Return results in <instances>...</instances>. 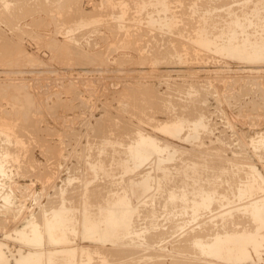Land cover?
Listing matches in <instances>:
<instances>
[{
  "label": "rangeland",
  "instance_id": "rangeland-1",
  "mask_svg": "<svg viewBox=\"0 0 264 264\" xmlns=\"http://www.w3.org/2000/svg\"><path fill=\"white\" fill-rule=\"evenodd\" d=\"M247 1L0 0V129L9 132L8 135L6 132L0 135V143L3 150L19 156L7 162V177H3L4 188L15 197L7 205L3 198L0 200V243L5 252L11 250L18 254V250H28V242L38 241V238L34 241L28 236L30 241L27 240L24 245L15 238L22 239L19 235L23 237V232L29 234L31 223L43 235V219L39 217L48 208L47 211L51 212L49 215L59 209L72 214L70 217L73 221L69 225L75 226L72 233L68 232L72 234V239L65 246L73 252L72 264H264V192L237 193L239 185L246 180L245 174L252 169L249 166L255 170L252 169V172H258V176L264 179V60H247L223 50L226 47L223 43L226 45L229 42V47L240 45L238 49L244 55L246 50L254 54L257 49L261 51L259 46L264 42V0ZM254 10L257 12L254 13ZM234 14L239 17L232 16ZM236 32L238 36L242 32L245 34L239 38L235 34L233 36ZM247 33L254 36H247ZM245 36L253 41L248 44ZM234 37L239 38L236 39L239 42L229 41ZM254 46L255 50L252 51ZM250 53L248 51L247 55H254ZM179 119L183 120L186 129L182 130L183 123H179ZM190 120H200L203 126L200 123V130L197 128L193 133L196 128L194 126L192 129L194 121L192 123ZM173 124H177L182 132L173 133ZM185 125L182 127L185 128ZM196 132L200 137L195 135ZM139 133L157 138V142L160 141L170 154L164 150V154L155 155L159 158L152 156L147 164L144 163L146 166L134 167L129 145ZM173 152L179 153L178 157ZM165 154L174 157L167 158ZM186 162L192 166H186ZM193 163L198 164V171L201 172L195 174ZM157 165L165 172H160L161 168L157 169ZM162 166L170 168L164 170ZM188 168H193V171ZM221 169L222 172L219 171ZM215 170L221 172V176ZM147 172H152L155 179ZM214 173L218 176H214ZM147 175L149 177H144ZM212 177H219L221 184ZM148 178L154 182L151 184L154 192H148L142 197L144 199L136 200V194L141 190L135 189L142 188L144 180ZM208 180H212L213 184ZM194 186H202V189ZM180 188L185 192L181 190V193ZM192 188L198 192L211 188L218 191L216 195L198 197L194 205L196 211L200 210L198 214L191 208L190 201L193 204L197 198V192ZM173 194L179 198L187 195L188 203L177 200L171 204ZM191 197L195 199L190 200ZM149 200L154 203L153 206ZM124 206L133 209L134 231L139 232L140 227L143 229L136 233V239L133 229L131 234L126 231L128 235H124L127 239L131 235L130 240L121 237L119 240L118 235L123 236L125 230L113 234L114 238L112 234L108 233V236L105 233V244L95 241L92 236L84 238L89 231L85 227H93V222H87L89 218L94 219V224H100L99 220L106 215L105 212L108 213V209L113 211ZM151 207L154 211H151ZM175 209L176 213H172V216L171 212H175ZM35 214L41 221L37 219L40 224L37 226ZM178 217L181 218L178 220ZM212 218H217V224L210 221ZM204 220L210 222L205 225ZM219 223L224 224L221 226ZM204 226L209 232L214 229L215 232L225 231V235L219 239L221 246L217 247V257L201 256L202 252L196 246L193 248L194 245H189L192 233L208 234ZM182 227L185 228L181 230ZM212 232L210 235L214 234ZM140 233L145 236L138 238ZM151 235V238L148 237ZM111 239H118L121 243H117L118 240L109 243ZM234 247L237 249L234 250ZM83 249H87L91 255L87 253L89 256L84 258L83 254L86 253ZM225 250L232 256L233 263L219 262L224 260L221 253Z\"/></svg>",
  "mask_w": 264,
  "mask_h": 264
},
{
  "label": "bare ground",
  "instance_id": "bare-ground-1",
  "mask_svg": "<svg viewBox=\"0 0 264 264\" xmlns=\"http://www.w3.org/2000/svg\"><path fill=\"white\" fill-rule=\"evenodd\" d=\"M211 1V0H210ZM217 1V0H216ZM249 1V0H248ZM247 1V2H248ZM23 2V1H22ZM240 2V1H239ZM238 2V3H239ZM251 2V1H250ZM27 3V2H26ZM236 3V2H235ZM241 3H243V2H241ZM214 4V3H213ZM246 4V3H245ZM244 4V5H245ZM249 4V3H248ZM259 4V6H260V3H258ZM195 5V4H194ZM234 5V4H233ZM262 5H264L263 3H262ZM207 6V5H206ZM218 6V5H217ZM216 6V7H217ZM221 6V5H220ZM219 6V7H220ZM246 6V5H245ZM224 7H226V5L224 6ZM231 7H232V5H231ZM261 7H263V6H261ZM257 8V7H256ZM256 8H253V9H256ZM264 8V7H263ZM263 8H262V10H263ZM241 9V8H240ZM222 10H223V8H222ZM230 10V9H229ZM229 10H227V12L229 13ZM243 10H244V8H243ZM243 10H240L241 12L243 11ZM257 10H259L260 11V9L258 8ZM257 10L254 12V11H252V12H254V13H256L257 12ZM248 11V10H247ZM234 11H232V13H233ZM251 12V11H250ZM262 12V11H261ZM264 12V11H263ZM262 12V13H263ZM6 13V12H5ZM11 13V12H10ZM237 13H239L238 11H237ZM243 13V12H242ZM254 13H252V14H254ZM258 13H260V12H258ZM257 13V14H258ZM230 14H231V12H230ZM168 15V14H167ZM211 15H213V14H211ZM229 15V14H228ZM237 15V14H236ZM235 14L234 15H232V16H236ZM239 15V14H238ZM241 15V14H240ZM248 15H250V17H251V14H249L248 13ZM248 15L246 16V17H248ZM220 16V15H219ZM231 16V17H232ZM158 17V16H157ZM217 17V16H216ZM229 17H230V15H229ZM236 17H239V16H236ZM253 17V16H252ZM255 17H257V15L255 16ZM255 17H253L254 19H255ZM259 17V16H258ZM235 18V17H234ZM249 18V17H248ZM247 18V19H248ZM226 19H227V17H226ZM236 19V18H235ZM234 19V20H235ZM240 19V18H239ZM242 19H244L243 18V16H242ZM264 19V18H263ZM223 20V19H222ZM229 20H231V19H229ZM248 20H250V18L248 19ZM253 20V19H252ZM260 20V19H259ZM258 20V21H259ZM212 21V20H211ZM216 21V20H215ZM237 21V20H236ZM244 21H246V19L244 20ZM262 21V19L260 20V22ZM232 22V21H231ZM230 22V23H231ZM233 22H235V21H233ZM240 21L238 20V27H239V23ZM243 22V21H242ZM228 23V22H227ZM245 23V22H244ZM259 23V22H258ZM233 24V23H232ZM232 24H229L230 26L232 25ZM235 24V23H234ZM241 24H243V23H241ZM246 24V23H245ZM248 24H249V28L251 27L250 26V23L248 22ZM252 24H254L253 22H252ZM257 25V24H256ZM259 25H262V23L260 24L259 23ZM264 25V24H263ZM235 26V25H234ZM234 26H233V29H234ZM246 26V25H245ZM245 26H242V27H245ZM248 26V25H247ZM253 26V25H252ZM255 26V25H254ZM253 26V27H254ZM217 27V26H216ZM235 27H237V26H235ZM241 27V28H242ZM207 28V27H206ZM259 28H261V27H259ZM203 29H205V28H203ZM213 29H215V28H213ZM231 29V28H230ZM237 29V28H236ZM240 29V28H239ZM246 29H248V27L246 28ZM258 30V29H257ZM263 30V29H262ZM262 30H260L261 31V33L263 32ZM229 31V30H228ZM236 31V30H235ZM237 31H238V29H237ZM240 31H242V30H240ZM248 31V30H247ZM246 31V32H247ZM249 32V31H248ZM256 32V31H255ZM243 33V32H242ZM242 33H240L239 34V36L240 35H242V37L244 36V34H245V32L242 34ZM252 33V32H251ZM259 33V32H258ZM258 33H257V36H258ZM234 34H235V36L238 34V32H236V33H233V36H234ZM230 37H232V34L230 33ZM254 36L253 34H251L250 35V33L248 34L247 33V36ZM262 35V34H261ZM260 35V36H261ZM263 35H264V33H263ZM229 36V35H228ZM238 35H237V37H239ZM251 36V37H252ZM229 37V38H230ZM246 37V36H245ZM251 37H249V38H247L246 40H248V39H250ZM259 37V36H258ZM262 37V36H261ZM233 38V37H232ZM235 38V37H234ZM240 38V37H239ZM239 38H235V39H231V40H229L230 42L231 41H235L236 39H239ZM254 38V37H253ZM252 38V39H253ZM255 39V38H254ZM257 39L258 38H256V41H257ZM260 39V38H259ZM262 39V38H261ZM264 39V38H263ZM241 40H242V38H241ZM244 40V42H245V39H243ZM239 42V40H236V42ZM249 41L250 40H248V44H249ZM251 41H253V40H251ZM250 41V42H251ZM256 41H254L255 42V44H256ZM261 41H263V40H261ZM204 42V41H203ZM203 42L201 41V43L203 44ZM225 42H227L226 40H225ZM247 42V41H246ZM254 42H252V45H253V43ZM229 43V42H228ZM228 43H226V45L223 43V45L224 46H226L223 50H227V51H231L232 52V54H234L236 57H240V58H243V59H247V60H252V59H256V60H264V42H263V45H261V46H259L260 47V49H261V51L263 52V53H261V51L259 50L258 51V49H257V51H255L256 53L254 54V52L252 53L251 52V50H248L249 51V53L251 52L252 54H254V55H247V50L245 51L246 52V54L244 55V53L243 52H241L238 48L240 47V45H239V47H237L236 46V48H233V47H229L230 46V43L228 44ZM234 42H232V44H233ZM204 44H206L207 45V43H205L204 42ZM229 46H228V45ZM231 44V45H232ZM242 45H243V41H242V43H241ZM246 45H247V43H245ZM244 44V45H245ZM254 44V45H255ZM257 44H259V43H257ZM221 45V44H220ZM241 45V46H242ZM245 45V46H246ZM252 45H250V46H252ZM233 46V45H232ZM245 46H243L244 48H246ZM248 47H249V45H248ZM241 48V47H240ZM250 48V47H249ZM249 48H246V49H249ZM257 48H258V46H257ZM241 50H243V48L241 49ZM253 50H255V46H254V49H252V51ZM244 51V50H243ZM225 53H226V51H225ZM250 53V54H251ZM231 54V55H232ZM255 60V61H256ZM200 116H202V115H200ZM175 117H177V116H175ZM172 118H173V116H172ZM182 118H184V116L182 117ZM190 118V117H189ZM194 117H192L191 119H193ZM178 119V118H177ZM197 119H200V117L198 118L197 117ZM179 120H181V119H179ZM3 121V120H2ZM176 121V120H175ZM183 120H181V121H179V123L180 122H182ZM186 121V120H185ZM190 121H192V123H193V121L194 120H190ZM190 121H189V124H190ZM201 121H202V119H201ZM200 120H198V121H194V125L192 126V125H190L189 127H191L192 126V129H193V127L195 126V130H194V132L193 133H195V131H197V128H198V130H200L199 129V127L202 125V122H201ZM188 122V121H187ZM175 123V122H174ZM176 123H177V121H176ZM183 124L181 125V128H182V130L183 129H186V125L184 124V122H182ZM200 123H201V125H200ZM4 124V123H3ZM174 125V129H173V133H175V134H179V130L181 129H179V127L178 126H176L175 124H173ZM183 125H185L184 127L185 128H183L182 126ZM188 126V125H187ZM203 126V125H202ZM2 127V126H1ZM6 127V126H5ZM9 127V126H8ZM14 127V126H13ZM206 127V126H205ZM11 128V127H10ZM204 128V127H203ZM2 129V128H1ZM0 129V135H3V133H5L6 131H4V130H1ZM5 129V128H4ZM191 129V128H190ZM16 130V129H15ZM12 131V130H11ZM181 131V130H180ZM182 132V131H181ZM9 133V132H8ZM8 133L6 132V135H8ZM10 134H13V133H10ZM15 134V133H14ZM130 135V134H129ZM133 135V134H132ZM196 136H199L200 134L199 133H197L196 132V134H195ZM194 135V136H195ZM102 136V135H101ZM195 136V137H196ZM10 137V136H9ZM8 137V138H9ZM12 137V136H11ZM10 137V138H11ZM15 137V136H14ZM20 137V136H19ZM126 137V136H125ZM151 137H153V136H151ZM151 137H149L148 135L146 136V135H144V134H142V133H139L138 134V137L137 138H134V139H136V140H133V142H132V144H130L129 145V150H130V154L129 155H131V158L135 161V164H134V167L135 166H140L141 167V165H143L144 163H148V160H150V158H152V156L153 157H156L155 155H158V154H160L161 155V153H163V151L164 150H166L167 148H163V146H161L162 144H160V141L159 142H157V138H155V139H153V138H151ZM200 137V136H199ZM199 137H197V138H199ZM5 138H7V137H5ZM9 138V139H10ZM105 138H107V137H105ZM113 138V137H112ZM131 138V137H130ZM23 139V138H22ZM99 140H101V139H99ZM262 140H263V138H262ZM7 141H8V139H7ZM20 141H21V139H20ZM104 141H106V140H104ZM120 141V140H119ZM118 141V142H119ZM130 141H132L131 139H130ZM260 141V140H259ZM258 141V142H259ZM3 142V141H2ZM5 142H6V140H5ZM18 142V141H17ZM100 142V141H99ZM108 142H110V141H108ZM8 143V142H7ZM106 143V142H105ZM122 143V142H121ZM263 143V142H262ZM4 145L6 144V143H3ZM22 144V143H21ZM7 145V144H6ZM8 145H9V143H8ZM99 145V144H98ZM116 146H118L117 145V143L115 144ZM121 144H119V146H120ZM123 145V144H122ZM126 145V144H125ZM164 145V144H163ZM167 145V144H166ZM165 145V146H166ZM264 145V144H263ZM3 146V145H2ZM1 146V143H0V200H1V198H3L4 200H5V204L7 205V204H9L11 201H12V198H13V196H11V194H10V192L8 191V190H6V188H4L5 186H4V184H3V177H5V175H6V171H7V168H6V165H8L7 164V162L10 160V159H12L13 160V158L14 159H17L16 158V156H18V155H16L15 156V154H17V153H15V154H13V153H11V152H9V151H7L6 149H4L3 150V147ZM20 146V145H19ZM18 146V147H19ZM22 146V145H21ZM106 146V145H105ZM262 146V145H261ZM8 147V146H7ZM16 147H17V145H16ZM15 147V148H16ZM124 147V146H123ZM167 147H169V146H167ZM10 148V147H9ZM102 148V147H101ZM115 148V147H114ZM119 148V147H118ZM117 148V149H118ZM127 148V147H126ZM171 148H173L172 146H171ZM175 148V147H174ZM19 149V148H18ZM179 149V148H178ZM264 149V148H263ZM15 150V149H14ZM21 150V149H20ZM122 150V149H121ZM124 150V149H123ZM175 149H172V151H174ZM12 151V150H11ZM104 151V150H103ZM120 151V150H119ZM167 151V150H166ZM169 151H170V148H169ZM177 151V149L175 150V152ZM180 151V150H179ZM191 151V150H190ZM14 152V151H13ZM101 152V151H100ZM118 152V151H117ZM165 152V151H164ZM178 152V151H177ZM181 152V151H180ZM102 153H104V152H102ZM123 153V152H122ZM167 153L168 154H170V152H168L167 151ZM212 153V152H211ZM20 154V153H19ZM113 154V153H112ZM111 154V155H112ZM119 154H121V153H119ZM124 154V153H123ZM164 154V153H163ZM162 154V155H163ZM168 154H165L166 155V157L168 156H172V155H168ZM173 154L174 155H176L177 156V154L179 155V153H177V154H175L174 152H173ZM181 154L182 153H180V156H181ZM264 154V153H263ZM125 155V154H124ZM165 155H164V158H165V161H166V157H165ZM174 155L172 156V157H174ZM210 155V154H209ZM87 156V155H86ZM108 156H110V155H108ZM115 156V155H114ZM117 156V155H116ZM119 157H120V155H118ZM183 156V155H182ZM202 156H204V155H202ZM19 157V156H18ZM128 157V156H127ZM167 157V158H168ZM178 157V156H177ZM102 158V157H101ZM107 158V157H106ZM122 158V157H121ZM156 158H159V157H156ZM161 158V157H160ZM176 158V157H175ZM175 158H174V160H175ZM206 158H207V156H206ZM92 159V158H91ZM208 159V158H207ZM211 159V158H210ZM125 160V159H124ZM161 160V163H162V158L160 159ZM170 162H171V157H170ZM177 160H178V158H177ZM206 160V159H205ZM130 161V160H129ZM165 161H163V162H165ZM167 161H168V159H167ZM187 161V160H186ZM220 161V160H219ZM12 162V161H11ZM113 162V161H112ZM123 162V161H122ZM199 162H204V161H199ZM10 163V162H9ZM100 163V162H99ZM120 163V162H119ZM146 163V164H147ZM156 163V162H155ZM159 163V162H158ZM167 164L169 163V161L168 162H166ZM175 163V162H174ZM179 163V162H178ZM189 165V163H187L186 162V166H188ZM192 164V163H191ZM200 164V163H199ZM207 164V163H206ZM211 164H213V163H211ZM12 165V164H11ZM117 165V164H116ZM122 165V164H121ZM193 165H194V169H195V174L196 173H199V172H201V171H198V168L197 167H199L198 166V164L197 163H193ZM111 166V165H110ZM144 166H146L145 164H144ZM158 166L159 165H157V169H159V168H161V167H159L158 168ZM161 166V165H160ZM163 166H165V165H163ZM162 166V167H163ZM190 166H192V165H189V167ZM203 166V165H202ZM209 166V165H208ZM211 166V165H210ZM220 166H222V165H220ZM241 166V165H240ZM148 167V166H147ZM150 167V166H149ZM169 168H170V166H168ZM168 167H163V169L164 170H167V168ZM177 167V166H176ZM215 167V166H214ZM224 167V166H223ZM232 167V166H231ZM234 167V166H233ZM243 167V166H242ZM242 167H241V169H242ZM245 167V166H244ZM250 168H252L253 169V167H251V166H249ZM113 168V167H112ZM145 168V167H144ZM152 168V167H151ZM153 168H154V166H153ZM153 168L151 169V170H153ZM181 168H182V166H181ZM193 168H191L190 170H192ZM216 168H218V167H216ZM225 168V167H224ZM223 168V169H224ZM238 168V167H237ZM250 168H249V170H250ZM212 169V168H211ZM231 169V168H230ZM245 169V168H244ZM252 169L249 171V173H247V174H245V175H247V177H246V180L244 181V180H242V181H244L243 182V184H240L239 185V187H238V191H237V193H255V192H264V179H262V178H260L259 176H258V172H252ZM115 170H117V169H115ZM148 170V169H147ZM150 170V171H151ZM161 171L160 172H162L163 170H162V168L160 169ZM184 170H186V168L184 169ZM188 170H189V168H188ZM189 170V171H190ZM202 170H204V169H202ZM214 170V169H213ZM218 170V169H217ZM240 170V169H239ZM254 170V169H253ZM123 171V170H122ZM141 171V170H140ZM174 171V170H173ZM182 171H183V168H182ZM193 171V170H192ZM191 171V172H192ZM206 171H208V170H206ZM219 171H223L222 169L221 170H219ZM227 171V170H226ZM248 171V170H247ZM255 171V170H254ZM110 172V171H109ZM148 172H149V170H148ZM147 172V174H149ZM153 172V171H152ZM151 172V173H152ZM158 172V171H157ZM163 172H165V171H163ZM167 172V171H166ZM204 172V171H203ZM210 172V171H209ZM214 172V171H213ZM213 172H211V173H213ZM215 172H217L216 170H215ZM220 172V173H221ZM234 172V171H233ZM241 172V171H240ZM150 173V174H151ZM155 173V172H154ZM170 173V172H169ZM175 173V172H174ZM186 173H190V172H187L186 171ZM193 173V172H192ZM217 173H219V172H217ZM217 173L215 174L214 173V176L215 175H217ZM220 173H219V175H220ZM224 173V172H223ZM222 173V174H223ZM237 173V172H236ZM122 174V173H121ZM120 174V175H121ZM146 174V173H145ZM149 174V176H152V174L150 175ZM161 174V173H160ZM165 174V173H164ZM176 174V173H175ZM179 174V173H178ZM185 174V173H184ZM194 174V173H193ZM192 174V175H193ZM206 174V173H205ZM209 174V173H208ZM225 174V173H224ZM223 174V175H224ZM235 174V173H234ZM237 174H239V173H237ZM169 175V174H168ZM167 175V176H168ZM228 175V174H227ZM230 175V174H229ZM245 175H244V177H245ZM148 175L147 176H144V177H149ZM166 176V177H167ZM185 176H186V174H185ZM188 176V178L190 177L189 175H187ZM186 176V177H187ZM198 176V175H197ZM211 176H212V174H211ZM218 176V175H217ZM221 176V175H220ZM231 176H233V174H231ZM243 176V175H242ZM7 177V176H6ZM5 177V178H6ZM115 178L117 177L116 175L114 176ZM129 177V176H128ZM135 177V176H134ZM163 177H165V176H163ZM173 177V176H172ZM181 177V176H180ZM192 177V176H191ZM193 177L195 178V176L193 175ZM204 177V176H203ZM206 177V176H205ZM223 177V176H222ZM9 178V177H8ZM69 178V177H68ZM85 178V177H84ZM151 178V177H150ZM150 178H148L149 180H151ZM152 178H154L153 176H152ZM157 178V177H156ZM162 178V177H161ZM178 178V177H177ZM184 178V177H183ZM194 178H192V180L194 179ZM197 178V177H196ZM200 178H201V176H200ZM212 178H214V177H212ZM224 178V177H223ZM131 179V178H130ZM148 179H143L144 180V182H143V184H142V188H137V187H139V186H137V187H135V188H137V189H135L136 191H140L141 190V192L140 193H138V194H136L137 195V197H135L136 198V200H139V199H141L142 197H144L145 195H146V193H148V192H154L153 190H152V187H151V184H152V180H151V183H149V180ZM155 179V178H154ZM170 179V178H169ZM207 179V178H206ZM211 179V178H210ZM215 180H219L220 178L218 177H215L214 178ZM225 179V178H224ZM229 179V178H228ZM241 179V178H240ZM244 179V178H243ZM113 180H114V178H113ZM164 180H166V179H164ZM173 180V179H172ZM185 180V179H184ZM190 180V179H189ZM197 180H198V178H197ZM201 180V179H200ZM213 180V179H212ZM211 180V181H212ZM218 180L216 181V182H218ZM222 180V179H221ZM108 181V180H107ZM159 181V180H158ZM168 181V180H167ZM170 181H171V179H170ZM188 181V180H187ZM194 181H196V180H194ZM209 182H211L210 180H208ZM223 181V180H222ZM227 181V180H226ZM113 182H115V181H113ZM127 182V181H126ZM175 182V181H174ZM184 182V181H183ZM191 182V181H190ZM198 182H199V180H198ZM203 182V181H202ZM229 182V181H228ZM233 182V181H232ZM238 182V181H237ZM240 182V181H239ZM112 183V182H111ZM154 183V182H153ZM157 183V182H156ZM159 183V182H158ZM172 183V182H171ZM180 183V182H179ZM184 183H186L187 184V182H184ZM196 183H197V181H196ZM200 183V182H199ZM212 184H213V181L211 182ZM218 183H220V180H219V182ZM103 184V183H102ZM101 184V185H102ZM132 184V183H131ZM147 184V185H146ZM161 184V183H160ZM186 184H184L185 185V187H186ZM193 184V183H192ZM202 184V183H201ZM205 184V183H204ZM207 184V183H206ZM214 184H217V183H215L214 182ZM221 184V183H220ZM125 185V184H124ZM158 185V184H157ZM173 185V184H172ZM174 185H175V183H174ZM187 185H190V184H187ZM196 185H198V184H196ZM210 185V184H209ZM228 185V184H227ZM236 185V184H235ZM127 186V185H126ZM159 186V185H158ZM166 186V185H165ZM202 186H203V184H202ZM202 186H200V188L199 187H195L196 189H198L199 188V190L200 189H202L201 187ZM216 186V185H215ZM220 186V185H219ZM224 186V185H223ZM85 187V186H84ZM107 187V186H106ZM125 187V186H124ZM174 187V186H173ZM179 187V186H178ZM180 187H183V186H180ZM184 187V188H185ZM188 187V186H187ZM186 187V188H187ZM190 187V186H189ZM212 187V186H211ZM218 187V186H217ZM221 187V186H220ZM86 188V187H85ZM89 188V187H88ZM162 188V187H161ZM232 188V187H231ZM73 189V188H72ZM92 189V188H91ZM98 189H100V187L98 188ZM104 189V188H103ZM156 189H157V187H156ZM159 189V188H158ZM189 189V188H188ZM193 189V188H192ZM191 189V190H192ZM196 189H193V190H195L196 191ZM204 189H205V187H204ZM233 189H234V187H233ZM102 190V189H101ZM121 190V189H120ZM125 190V189H124ZM131 190H133V189H131ZM162 190V189H161ZM181 190H183V189H181L180 188V192H181ZM186 190V189H185ZM190 190V189H189ZM208 190V191H207ZM218 190H219V188H218ZM225 190V189H224ZM226 190H227V187H226ZM76 191V190H75ZM104 191H105V189H104ZM112 191V190H111ZM164 191V190H163ZM167 191H168V189H167ZM174 191H175V189H174ZM184 191V190H183ZM194 191V192H195ZM221 191H222V188H221ZM234 191V190H233ZM9 192V193H8ZM100 192V191H99ZM166 192V191H165ZM164 192V193H165ZM173 192V191H172ZM177 192V191H176ZM185 192V191H184ZM187 192V191H186ZM192 192V191H191ZM193 192V193H194ZM197 192V198L195 199L194 197H191L190 198V200L192 199V198H194L195 200H193V204H192V201H190L191 202V205H189V206H191V208H192V211H194L195 213H197L198 214V212H200V210L199 211H196L197 209L195 208L194 209V205H195V201H198V197H200V196H205V195H207V196H209L210 194L211 195H216L217 193H218V191L216 190V188H211V189H206V190H201V192L199 193L198 191H196ZM223 192H225V191H223ZM236 192V191H235ZM72 193V192H71ZM78 193V192H77ZM94 193H96V192H94ZM107 193H108V191H107ZM182 193V192H181ZM13 194V193H12ZM91 194V193H90ZM160 194V193H159ZM166 194V193H165ZM171 194V193H170ZM175 194V193H174ZM172 195L171 196V198H172V201H170L171 202V204L175 201H180L181 202V200H182V202H185V203H188V199H187V195H184V196H182V198H179V196H176V195ZM178 194V193H177ZM185 194H187V193H185ZM14 195V194H13ZM74 195V194H73ZM99 195V194H98ZM102 195H103V193H102ZM157 195V194H156ZM181 195V194H180ZM194 195V194H193ZM241 195V194H240ZM57 196V195H56ZM92 196V195H91ZM153 196V195H152ZM164 196V195H163ZM228 196V195H227ZM264 196V195H263ZM262 195L260 196V197H263ZM102 197V196H101ZM157 197V196H156ZM181 197V196H180ZM195 197H196V193H195ZM230 197V196H229ZM15 198V197H14ZM13 198V199H14ZM147 198V197H146ZM157 198H159V196L157 197ZM169 199H171L170 197H168ZM189 198V197H188ZM220 198V197H219ZM142 199H144V198H142ZM153 199V198H152ZM156 199V198H155ZM154 199V200H155ZM163 199H164V197H163ZM257 199V198H256ZM3 200V201H4ZM94 200V199H93ZM145 200H147V199H145ZM167 200V199H166ZM165 200V201H166ZM200 200V199H199ZM251 200H253V199H251ZM95 201V200H94ZM127 201V200H126ZM150 201V200H149ZM159 201V200H158ZM238 201V200H237ZM243 201V200H242ZM249 201V200H248ZM247 201V202H248ZM6 202H8V203H6ZM53 202H55V201H53ZM89 202V201H88ZM122 202V201H121ZM146 202V201H145ZM160 202V201H159ZM168 201H166V203H167ZM175 202H174V204H175ZM181 202V203H182ZM83 203V202H82ZM91 203V202H90ZM89 203V204H90ZM93 203V202H92ZM103 203V202H102ZM110 203V202H109ZM150 203H152L151 201H150ZM244 203V202H243ZM257 203V202H256ZM260 203V202H259ZM149 204V203H148ZM153 204L154 203H152V206H153ZM167 204H169V206L171 205L170 203H167ZM248 204V203H247ZM56 205V204H55ZM145 205V204H144ZM150 205V204H149ZM166 205V204H165ZM177 205V204H176ZM185 205V204H184ZM183 205V206H184ZM51 206V205H50ZM49 206V207H50ZM116 206H117V204H116ZM121 206V205H120ZM147 206V205H146ZM173 206V205H172ZM178 206V205H177ZM186 206H188V204L186 205ZM237 206V205H236ZM47 207V206H46ZM89 207H90V205H89ZM94 207V206H93ZM147 207H149V206H147ZM159 207V206H158ZM165 207V206H164ZM163 207V208H164ZM168 207V206H167ZM169 208V207H168ZM187 208V207H186ZM190 208V207H189ZM190 208V209H191ZM249 208V207H248ZM48 209V208H47ZM47 209H46V211H47ZM157 209V208H156ZM165 209H166V207H165ZM165 209H164V211H165ZM264 209V208H263ZM133 210V209H132ZM132 210L131 209H129V207L128 206H124V207H122L121 209H118V210H113V211H111L110 209H108L107 211H108V213H106L105 212V214L106 215H109V216H107V218L105 217L106 215H104L103 217H101V219L99 220L100 221V224L98 223V224H94V219L93 218H87V216H86V218L88 219V223H90V224H92V222H93V227L91 226V225H89V226H87V227H85V229H87V230H89L88 232H87V234L88 235H86V233H85V235L86 236H84V238H86V239H88V238H90V236H92V238H94V239H96L95 241H99V242H101V243H103V244H105V242L107 241L106 240V237L104 236V234L106 233L108 236H109V234H112V236L111 237H113L114 235L113 234H117L120 230H125L124 232H125V234H122L123 236L124 235H128L127 234V232H129V234H131V230L135 227V225H134V214L132 215L131 214V212H132ZM42 211V210H41ZM43 212V214H42V216L41 217H39V218H41V220H42V222H43V225L41 224V226H43V231H44V229H45V231H44V234L42 235L43 237H42V239H41V235H40V232H38V227H33V223H31V229L32 230H30V228L29 229H27V230H30V233L29 234H26V233H28V232H23L24 234V236L22 237L21 236V234L19 235L22 239H17V237L15 238L17 241L19 240L22 244H26L27 243V240H29V238H28V236H30V237H32V239L34 240V239H36V238H38L37 240L38 241H35V242H31L30 240V242H31V244H29L30 242H28V244H27V246H28V250H18L17 252H18V254H15L13 251H11V250H9L8 251V253L7 252H5L4 251V249H3V245L0 243V264H72V260H71V255H72V250L71 249H69V247H65L66 246V244H67V242L69 243V240L70 239H72L71 237H70V235H72V234H68V232L69 233H72L73 232V227L75 226V225H73V227L71 226V225H69L70 223H72L71 221H73L72 219V217H70V215H72V214H70V212H64V211H62V209L60 210L59 209V211H56V208H55V211L56 212H54V211H52V213L54 212V214H51V215H49L50 213L47 211V212ZM49 211H51L50 209H49ZM65 211H66V209H65ZM140 211V210H139ZM145 211H147V209H145ZM151 211H154V209L151 207ZM150 211V212H151ZM173 211H174V209H173ZM184 211H185V209H184ZM228 211V210H227ZM241 211H242V209H241ZM86 212V211H85ZM88 212V211H87ZM86 212V213H87ZM104 212V211H103ZM102 212V213H103ZM141 212H143L142 211V208H141ZM162 212V211H161ZM166 212H167V209H166ZM171 212V211H170ZM180 212V211H179ZM182 212V211H181ZM188 212V211H187ZM224 212V211H223ZM243 212V211H242ZM49 213V214H48ZM89 213V212H88ZM93 213V212H92ZM145 213V212H144ZM149 213V212H148ZM152 213V212H151ZM150 213V214H151ZM158 214H160L159 212H157ZM172 213H176V209H175V212H171V215H172ZM222 213V212H221ZM38 214V213H37ZM40 214V213H39ZM40 214V215H41ZM84 214V213H83ZM100 214V213H99ZM104 214V213H103ZM141 214V213H140ZM139 214V215H140ZM154 214V213H153ZM178 214V213H177ZM180 214H182V213H180ZM185 214H186V212H185ZM191 214V213H190ZM219 214V213H218ZM234 214V213H233ZM34 215V214H33ZM32 215V216H33ZM142 215V214H141ZM140 215V216H141ZM155 215H156V213H155ZM163 215V214H162ZM196 215V214H195ZM31 216V217H32ZM170 216V215H169ZM173 216V215H172ZM180 216V215H179ZM192 216H194V215H192ZM35 217H36V214H35ZM34 217V218H35ZM77 217H79V216H77ZM82 217V216H81ZM138 218H139V216H137ZM137 217H135V218H137ZM145 218L144 219H146V216H144ZM150 217H153V215H150ZM155 217V216H154ZM159 217V216H158ZM166 217V216H165ZM191 217V216H190ZM199 217V216H198ZM39 218L38 217H36V220H34L35 221V224H36V226L37 225H40L39 223H38V221H37V219L39 220ZM137 218V219H138ZM142 218H143V216H142ZM149 218V217H148ZM162 218V217H161ZM179 218H181V217H178V220H179ZM186 218V217H185ZM184 218V219H185ZM195 218V217H194ZM200 218V217H199ZM238 218V217H237ZM32 219V221H33V218H31ZM77 219V218H76ZM76 219H75V221H76ZM140 219V218H139ZM159 219V218H158ZM163 219V218H162ZM165 219V218H164ZM163 219V220H164ZM169 219V218H168ZM187 219H189V218H187ZM195 219H197V215H196V218ZM194 219V220H195ZM201 219V218H200ZM209 219V218H208ZM242 219V218H241ZM141 220V219H140ZM139 220V221H140ZM143 220V219H142ZM141 220V221H142ZM153 220V219H152ZM156 220V219H155ZM161 220V219H160ZM193 220V222H195ZM215 220H217V218H212L210 221H215ZM222 220V219H221ZM229 220V219H228ZM243 220V219H242ZM33 221V222H34ZM40 221V220H39ZM79 221V220H78ZM146 221V220H145ZM149 221V220H148ZM174 221V220H173ZM181 221V220H180ZM188 221V220H187ZM209 221V220H208ZM209 221V222H210ZM238 221V220H237ZM249 221V220H248ZM80 222H81V219H80ZM83 222V221H82ZM96 222V221H95ZM151 222V221H150ZM150 222H148V223H150ZM154 222V221H153ZM158 222V221H157ZM161 222H163V221H161ZM160 222V223H161ZM176 222H178V221H176ZM204 223L203 224H208V223H206L205 222V220L203 221ZM217 222H218V220H217ZM222 222V221H221ZM236 222V221H235ZM251 222V221H250ZM40 223H41V221H40ZM101 223H104L103 225H101ZM147 223V224H148ZM164 223V222H163ZM183 223V222H182ZM181 223V224H182ZM191 222H189V224H190ZM201 223V222H200ZM215 224H217L216 223V221L214 222ZM214 223H212V224H214ZM238 223V222H237ZM29 224V223H28ZM34 224V225H35ZM81 224V223H80ZM154 224H157L156 222L154 223ZM168 224V223H167ZM167 224H166V226H167ZM186 224V223H185ZM196 224V223H195ZM203 224H202V226H203ZM211 224V225H212ZM220 224V223H219ZM218 224V225H219ZM224 224V223H223ZM222 224V225H223ZM259 224V223H258ZM139 225V224H138ZM173 225V224H172ZM178 225V224H177ZM187 225H188V223H187ZM218 225H214V226H218ZM221 225V224H220ZM219 225V226H220ZM221 225V226H222ZM227 225V224H226ZM226 225H224V226H226ZM241 225V224H240ZM28 226V225H27ZM41 226H39V229H40V227ZM71 226V227H70ZM146 226V225H145ZM152 226V225H151ZM154 226V225H153ZM152 226V227H153ZM165 226V225H164ZM165 226V227H166ZM190 226V225H189ZM220 226V227H221ZM232 226V225H231ZM78 227V226H77ZM136 227H137V225H136ZM139 227H140V225H139ZM144 227V226H143ZM149 227V226H148ZM152 227H149V228H151L152 229ZM155 227L157 228L158 226L157 225H155ZM160 227V226H159ZM159 227H158V229H159ZM194 227V226H193ZM196 227V226H195ZM205 227V226H204ZM207 227V226H206ZM205 227V229L202 227V229H204V231H206L207 230V228ZM209 227H211V226H209ZM213 227V226H212ZM211 227V228H212ZM220 227H216V228H220ZM144 228H146V227H144ZM154 228V227H153ZM155 228V229H156ZM161 228V227H160ZM169 228V227H168ZM183 228H185V227H182L181 228V230L183 229ZM200 228V227H199ZM210 228V229H211ZM221 228H223V227H221ZM225 228V227H224ZM231 228V227H230ZM174 229V228H173ZM189 229V228H188ZM188 229H186V230H188ZM192 229V228H191ZM195 229V228H194ZM201 229V230H202ZM213 229H214V227H213ZM86 230V231H87ZM96 230V231H95ZM135 229H133L132 230V233H133V231H134ZM138 229H136V231H137ZM140 231L141 230H143V229H141V227H140V229H139ZM138 230V231H139ZM146 230H148V228L146 229ZM154 230V229H153ZM162 230H164V229H162ZM172 230V229H171ZM170 230V231H171ZM215 230V229H214ZM214 230H211L210 232H212V231H214ZM219 230V229H218ZM221 230V229H220ZM223 230V229H222ZM127 231V232H126ZM139 231V232H140ZM176 231V230H175ZM184 231V230H183ZM189 231V230H188ZM187 231V232H188ZM253 231V230H252ZM33 232V233H32ZM123 232V231H122ZM121 232V233H122ZM135 232V231H134ZM139 232H135V239H136V233H139ZM144 232V231H143ZM147 231H145V233H146ZM165 231H163V233H164ZM177 232V231H176ZM187 232H186V234H187ZM190 232V231H189ZM202 232V231H201ZM207 232H208V234L207 235H204V236H202L204 233L202 232V233H200V234H196V233H192L191 235L193 236L192 238H190L191 239V243L189 244L190 246L192 245H194L193 246V248L196 246L197 247V249H199L200 250V252H202L201 253V256L203 255V256H205V257H207V258H210V257H217V247H220L221 245V242H219L220 240V238H221V236H223V235H225V231H223V232H221V231H214V232H212V233H214L213 235L211 234L210 235V232L207 230ZM236 232V231H235ZM254 232V231H253ZM95 233H97V234H95ZM109 233V234H108ZM154 233V232H153ZM157 233V232H156ZM230 233H231V231H230ZM233 233V232H232ZM115 234V235H116ZM120 234V233H119ZM141 234V236H139L138 238H140V237H142L143 235H144V233H143V235H142V233H140ZM140 234H138V235H140ZM148 234V233H147ZM150 234H151V232H150ZM149 234V235H150ZM173 234V233H172ZM176 234V233H175ZM193 234H195V236L193 235ZM202 234V235H201ZM206 234V233H205ZM121 235V234H120ZM161 236H162V232H161V234H160ZM178 235V234H177ZM176 235V236H177ZM182 236L183 235H185V234H181ZM191 235H189L188 237H190ZM238 235V234H237ZM119 236L118 235V238H125V239H127L126 238V236ZM133 236V235H132ZM145 236V235H144ZM153 236H155L154 234H153ZM157 236V235H156ZM171 237H172V235H170ZM169 236V237H170ZM9 237H11V236H8V238ZM70 237V238H69ZM111 237H109V238H111ZM127 237H131V235L130 236H127ZM134 237V236H133ZM133 237L131 238V239H133ZM148 237H152V235L151 236H148ZM158 237V236H157ZM165 237H166V235H165ZM170 237V238H171ZM188 237H186L187 239H189ZM114 238V237H113ZM121 238L119 239V240H121ZM128 238V239H129ZM149 238V239H150ZM155 238V237H154ZM154 238H153V240H154ZM166 238H168V235H167V237ZM169 238V239H170ZM258 238V237H257ZM127 239V240H128ZM135 239H133V240H135ZM173 239V238H172ZM175 239V238H174ZM181 239V238H180ZM222 239H224V238H222ZM234 239V238H233ZM109 240V239H108ZM118 239H116V241H117ZM117 241V243L118 242H120L121 243V241ZM130 240V239H129ZM144 240H145V238H144ZM157 240V239H156ZM160 240V239H159ZM158 240V241H159ZM179 240V239H178ZM184 240V239H183ZM74 241V240H73ZM114 241V240H113ZM112 241V239L109 241V243L110 242H113ZM116 241H114L115 243H116ZM123 242H124V239L122 240ZM136 241V240H135ZM171 241V240H170ZM177 241V240H176ZM187 241H189V240H187ZM129 242V241H128ZM131 242H133L134 243V241H131ZM153 242V241H152ZM162 242V241H161ZM164 242V241H163ZM181 242V241H180ZM73 243V242H72ZM114 243V244H115ZM127 243V242H126ZM137 242H135L134 244H136ZM143 242H141V245H143L144 246V244H142ZM174 243V242H173ZM176 243V242H175ZM178 243V242H177ZM182 243V242H181ZM184 243V242H183ZM188 243V242H187ZM70 244V243H69ZM102 244V245H103ZM111 244H113V243H111ZM113 244V245H114ZM139 244V243H138ZM161 244V243H160ZM116 245V244H115ZM118 245V244H117ZM122 245V244H121ZM126 245V244H125ZM141 245L139 244V246L141 247ZM146 245V244H145ZM147 245H149L148 243H147ZM174 245V244H173ZM176 245V244H175ZM182 245V244H181ZM185 245V244H184ZM188 245V244H187ZM224 245V244H223ZM262 245V244H261ZM73 246V245H72ZM72 246H70V247H72ZM104 246V245H103ZM247 246V245H246ZM124 247V246H123ZM129 247V246H128ZM178 247V246H177ZM185 247H186V245H185ZM195 247V248H196ZM130 248H131V246H130ZM142 248V247H141ZM166 248V247H165ZM165 248H164V250H165ZM231 248V247H230ZM250 248V247H249ZM78 249H80V248H78ZM82 249V248H81ZM119 249V248H118ZM121 249V248H120ZM133 249V248H132ZM136 249V248H135ZM134 249V250H135ZM178 249V248H177ZM176 249V250H177ZM182 249V248H181ZM180 249V250H181ZM235 249H237V247H234V250ZM84 250V253H86V255H84L83 254V257L85 258L86 256H89V255H91V254H89L88 253V250L87 249H83ZM146 250V249H145ZM195 250V249H194ZM75 251V250H74ZM78 251V250H77ZM126 251H127V249H126ZM136 251V250H135ZM143 251V250H142ZM149 251V250H148ZM152 251H154V250H152ZM151 251V252H152ZM163 251V250H162ZM166 251V250H165ZM262 251V250H261ZM264 251V250H263ZM90 253H91V251H89ZM107 252V251H106ZM199 252V251H198ZM81 252H79V254H80ZM89 255H88V254ZM120 253V252H119ZM132 253V252H131ZM156 253V252H155ZM180 253H181V251H180ZM183 253H185V252H183ZM193 252L191 251V254H192ZM223 253V254H222ZM221 253V258L222 259H224V260H219V262L220 261H223V262H230V263H233V262H231V258H232V256H230L229 254L230 253H228L226 250L225 251H223ZM264 253V252H263ZM9 254H10V256H9ZM98 254V253H97ZM109 254V253H108ZM112 254V253H111ZM129 254V253H128ZM134 254V253H133ZM144 255H145V253H143ZM153 254V253H152ZM189 254V253H188ZM195 254V253H194ZM148 255V254H147ZM151 255V254H150ZM158 255V254H157ZM156 255V256H157ZM184 255V254H183ZM185 255H187V254H185ZM77 256V255H76ZM75 256V257H76ZM79 256H81V255H78L77 257H79ZM124 256V255H123ZM153 256H154V254H153ZM162 256V255H161ZM164 257H165V255H163ZM174 256V255H173ZM191 256V255H190ZM195 256V255H194ZM196 256H198V254L196 255ZM209 256V257H208ZM126 257V256H125ZM146 257H148V256H146ZM10 258H11V260H10ZM133 258V257H132ZM139 258H141V257H139ZM149 258V257H148ZM163 258V257H162ZM186 258V257H185ZM234 258V257H233ZM249 258V257H248ZM75 259V258H74ZM123 259V258H122ZM137 259H138V257H137ZM150 259V258H149ZM226 259H229V260H226ZM76 260H77V258H76ZM80 260V259H79ZM82 260V259H81ZM83 260H85V259H83ZM135 260V259H134ZM154 260V259H153ZM193 260V259H192ZM158 261V260H157ZM161 261V260H160ZM176 261V260H175ZM190 261V260H189ZM195 261V260H194ZM218 261V260H217ZM78 262H80V261H78ZM77 262V263H78ZM138 262V261H137ZM177 262H179V261H177ZM181 262V261H180ZM190 262H192V261H190ZM189 262V263H190ZM222 262V263H223ZM73 263H75V262H73ZM82 263V262H81ZM83 263H84V261H83ZM139 263V262H138ZM183 263V262H182ZM186 263H188V262H186ZM192 263H195V262H192ZM200 263V262H199ZM143 264V263H142ZM146 264V263H145ZM177 264V263H176ZM181 264V263H180ZM184 264V263H183ZM191 264V263H190Z\"/></svg>",
  "mask_w": 264,
  "mask_h": 264
}]
</instances>
